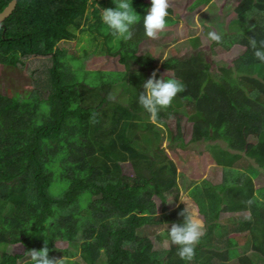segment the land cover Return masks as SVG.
I'll list each match as a JSON object with an SVG mask.
<instances>
[{
    "label": "trees",
    "instance_id": "1",
    "mask_svg": "<svg viewBox=\"0 0 264 264\" xmlns=\"http://www.w3.org/2000/svg\"><path fill=\"white\" fill-rule=\"evenodd\" d=\"M10 1L0 0V12ZM210 1L193 0L188 9L193 11ZM89 2L19 0L0 25V66L16 69L24 67L26 59L44 57L51 63L33 78L36 82L28 91L10 95L0 91V264H31L28 251L40 250L45 240L50 257L58 258L52 254L58 249L55 241L61 240L67 244L62 249L64 255H74L69 250L72 245V250L78 249L82 264H101V256L105 258L102 264H188L177 255V246L170 243L167 231L164 239L136 234L142 227L183 223L178 214L184 209L176 206V197L167 198L177 188L173 161L162 148L158 149L166 160H154L127 136L129 129L139 126L151 130L152 124H144L141 116L150 115L138 103L143 91L138 89L135 106H130L133 112L122 106L119 112L118 104L103 108L111 86L117 82L112 78L100 89V100L88 102V72L80 77L77 68L66 61V53L57 48L60 41L76 39L75 31ZM226 2L244 30L223 34L222 43L212 42L203 50L209 59L200 54L182 60L169 58L162 62L161 71L164 79L176 78L186 86L171 108H180L181 101L186 100L200 117L190 120L189 143L211 141L210 158L216 165H222L224 150H217L222 142L234 154H243L262 168L264 62L254 57L248 38L264 39V0ZM99 4L104 9L115 7L113 0ZM131 4L140 15L131 40L114 36L97 8L93 11L95 23L87 30L97 33L105 51L117 54L119 63L139 65L135 71L117 73L119 78L130 76L134 88L157 62L149 53L152 39L143 27V16L151 2L131 0ZM168 11L167 25H172L175 20ZM157 41L163 50L173 44L171 37ZM140 48H145L144 55H138ZM211 66L217 71L212 73ZM256 66L263 68L261 77L255 74ZM173 115L174 133L164 122L168 115L163 121L171 135L169 145L175 148L176 143L175 149H184L183 129L189 121L183 114ZM253 173L256 177L258 169ZM214 191L207 208L215 219L233 221L234 214L251 215L245 237L251 239V253L264 263V202L258 200L250 209L245 204L257 194L264 197V187L256 188L251 177L230 168L223 172ZM7 209H11L8 215ZM198 211L204 217L202 210ZM200 242L192 264L227 261L241 240L228 238L222 252L207 250ZM18 243L24 248V256L8 252L9 246ZM248 255L240 254L237 264H253Z\"/></svg>",
    "mask_w": 264,
    "mask_h": 264
},
{
    "label": "rangeland",
    "instance_id": "2",
    "mask_svg": "<svg viewBox=\"0 0 264 264\" xmlns=\"http://www.w3.org/2000/svg\"><path fill=\"white\" fill-rule=\"evenodd\" d=\"M101 1L102 0H90L88 10L81 19L80 28L75 31L76 39L73 41H60L57 48L66 53V61L77 68V73L80 77H82L85 70L88 72L86 74L87 81H85L90 88V90L86 91L87 96L85 97L88 102L93 103L100 100L102 97V86L110 79L114 78V80L117 81L111 86L107 96V102L103 104V108L110 109L112 105L118 104L119 112L122 107L133 112L130 106H135L134 102L137 93L140 92L138 89L144 91L143 84L154 71L156 72V78L165 76L161 71L162 62L165 59L177 58L182 60L195 56L196 54H200L204 59H209V55L207 53L204 54L203 51L209 48L212 43V41L207 39L208 31L216 30L223 35L226 33H239L245 28L244 25L235 20L232 7L226 0H211L210 3L200 5L193 11L188 9L193 0H170V16L175 20V23L167 25L166 29L159 34L158 38L167 39L171 37L173 39V44L165 50H162V48L159 47L160 44L157 39H152L149 53L154 57L157 65L152 72H147L141 84L139 83L137 87L133 88L130 85V76L119 78L120 74L117 73L135 71L139 65L137 63H129L126 67L119 63V56L117 54L111 55L105 51L104 45L101 44L102 39L98 37L97 33H90L87 30L89 26L95 23V17L93 16L95 8L99 10L101 17V10L104 9L99 4ZM145 51V48H140L138 50V55H144ZM71 57L76 59H71ZM227 64H229V62H227ZM49 65H51L50 59L44 57L26 59L25 66L16 69L0 66L1 93L10 95L13 92L28 91L33 86V82H36L33 78L37 79L41 69ZM255 70V74L261 77L260 75L263 68L256 66ZM216 71L217 67L211 66V72L214 73ZM20 96L24 97V95ZM101 107L102 105H100V108ZM174 113L183 114L189 121V125L183 129V131H185L183 141L187 144L184 149H175L176 143L173 144L175 148L170 147L169 142L171 140V135H169L168 128L163 125L164 122L166 124L167 121V125L170 126V130L174 133ZM167 115L168 118L165 120ZM141 116L144 124H152L151 130H142L143 126H139V129H129L127 136L132 140L136 148L147 150L150 156H154V160H158L159 162L166 160L164 157L165 153L167 158L173 161L176 166L177 188L172 193H168L167 198L171 199L176 197V206L182 205L183 208L186 207L183 201L187 202L190 207L198 213L199 217L203 219L198 211L201 209L206 222H203L205 225V235L201 238L200 243L207 250L222 252L224 248L223 242L232 232H234V235H237V232H235L237 230L223 217H220L218 220L213 219L212 211L207 208L209 199H212L211 194L215 192L214 190L216 187L220 186L223 179V172L230 168L237 169L251 177L256 188L264 187V167L259 168L252 159H249L243 154H234L226 147V144L222 142L218 143L217 147L218 151L219 149L224 150L221 157L222 165L219 166L210 158L212 153L208 145H210L211 141L189 143L190 120H200V117L194 113L192 103L186 100L181 101L180 108L173 109L170 106L166 109H162L158 119L155 121L151 120L150 116L145 113ZM158 148H162L164 153L160 152ZM256 169H258L259 172L257 175L258 177H255L253 173ZM206 193L210 195L209 198V195H206ZM222 196L223 195H221V197ZM10 210L11 209H7L5 214L8 215ZM214 223L216 226L213 225ZM170 227V225L142 227L136 230V234L138 237L159 236L161 239H164L165 232L168 228L170 229ZM55 244L58 249L54 250L52 255L56 254L58 259L64 257L66 264H82L78 249L72 250L73 246L69 245V250L72 251L74 255L67 257L62 250L67 247L65 241L57 240ZM164 244L166 246L167 241H165ZM8 252L13 255L16 254L21 256L25 254L23 246L19 243L9 246ZM251 252L253 251L250 246L246 244L244 248L239 249L236 253L235 251H231L227 261H218L216 264H237V258L240 254H249L248 258L253 264H263L261 261H257L259 260V256ZM26 260H28V258ZM98 262L101 264L104 263V256H101ZM188 264H192V262H188Z\"/></svg>",
    "mask_w": 264,
    "mask_h": 264
},
{
    "label": "clouds",
    "instance_id": "3",
    "mask_svg": "<svg viewBox=\"0 0 264 264\" xmlns=\"http://www.w3.org/2000/svg\"><path fill=\"white\" fill-rule=\"evenodd\" d=\"M151 7L147 14L143 16V27L145 35L151 39H157L167 27V17L169 16L170 0H150ZM114 8L101 10V19L104 24L112 30V34L125 41L133 37V26L140 22L138 15L132 8L131 0H113ZM207 39L217 44L222 43L223 35L216 30L207 33ZM248 46L253 50L254 57L264 62V39L257 40L255 37L248 38ZM184 83L176 78L164 79L162 76L156 78L154 71L144 82V91L138 95L139 105L149 113L150 119H158L162 109L171 106L177 94L185 91ZM264 202V197L259 194L245 201L250 209L256 201ZM186 207L178 214L183 217V223H172L167 229L169 241L177 246V255L181 260L191 262L196 255V247L201 238L205 235V225L198 213L190 205L183 201ZM170 203V202H169ZM246 219L251 220V215ZM31 264H66L63 258L49 256L47 240L40 250L31 249L28 251Z\"/></svg>",
    "mask_w": 264,
    "mask_h": 264
},
{
    "label": "crops",
    "instance_id": "4",
    "mask_svg": "<svg viewBox=\"0 0 264 264\" xmlns=\"http://www.w3.org/2000/svg\"><path fill=\"white\" fill-rule=\"evenodd\" d=\"M159 48V47H158ZM163 50V49H162ZM208 194V193H207ZM206 194V195H207ZM229 213V212H228ZM248 215H244L243 213H237V214H234V219H233V221H230V220H228L227 222L229 223V224H232L233 225V228L234 229H236L237 231H235V232H237V235H240V236H244L243 238H240L239 236H237V235H234L233 233L234 232H232L230 235H228V237L226 238V240L223 242V246H224V244H226L227 243V241H228V238H234V237H236V240L237 241H240L241 240V242L240 243H238L239 244V246L237 247V251H239V249H241V248H244V246H246V244H248L250 247H251V239H250V237H245V236H247L246 234H248L247 232H248V228H247V220L248 219H246V217H247ZM213 219H215L214 217H213ZM203 222L205 223L206 222V220L204 219V217H203ZM216 220V219H215ZM232 220V219H231ZM216 223V222H215ZM215 223L213 224L214 226H216L215 225ZM217 224V223H216ZM239 225V226H238ZM217 226H218V224H217ZM236 226V227H235ZM241 229H244V230H241ZM264 264V263H263Z\"/></svg>",
    "mask_w": 264,
    "mask_h": 264
},
{
    "label": "water",
    "instance_id": "5",
    "mask_svg": "<svg viewBox=\"0 0 264 264\" xmlns=\"http://www.w3.org/2000/svg\"><path fill=\"white\" fill-rule=\"evenodd\" d=\"M18 1L19 0H11L8 5L0 12V25L13 12Z\"/></svg>",
    "mask_w": 264,
    "mask_h": 264
}]
</instances>
